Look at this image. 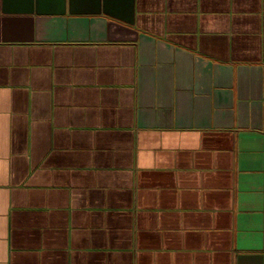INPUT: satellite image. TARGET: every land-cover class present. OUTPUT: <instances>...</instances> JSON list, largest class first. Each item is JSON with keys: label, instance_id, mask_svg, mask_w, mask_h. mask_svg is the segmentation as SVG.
Here are the masks:
<instances>
[{"label": "crops", "instance_id": "0c3cea01", "mask_svg": "<svg viewBox=\"0 0 264 264\" xmlns=\"http://www.w3.org/2000/svg\"><path fill=\"white\" fill-rule=\"evenodd\" d=\"M0 264H264V0H0Z\"/></svg>", "mask_w": 264, "mask_h": 264}]
</instances>
